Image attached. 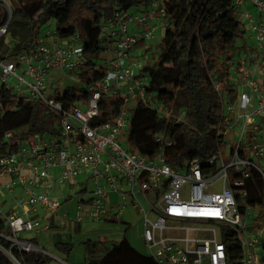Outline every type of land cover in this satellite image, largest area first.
I'll list each match as a JSON object with an SVG mask.
<instances>
[{"label": "built area", "instance_id": "built-area-1", "mask_svg": "<svg viewBox=\"0 0 264 264\" xmlns=\"http://www.w3.org/2000/svg\"><path fill=\"white\" fill-rule=\"evenodd\" d=\"M232 2L252 45L235 63L240 91L234 89L232 99L220 95L223 110L217 136L223 148L181 169L169 166L162 152L147 159L128 144L129 105L144 101L148 82L146 64L133 50L153 39V18L163 26L161 0H148L145 12H114L104 20L102 76L97 83L72 87L87 94L85 104L66 107L56 94L69 87L58 93L60 85H46L49 77L61 72L80 79L86 60L77 36L62 40L53 31L28 53L0 59V88L45 105L58 118L57 134L29 137L18 142L15 152L0 155L3 255L18 264L13 248L37 250L22 239L23 233L35 237L48 232L61 205L51 192L85 176L92 190L77 206L78 222H119L123 211L132 207L141 217L146 255L157 264H226L225 234L240 245L242 264H264V203L245 201L251 170L259 174L264 191V0ZM0 6L9 21L10 0H0ZM7 23L0 27V37ZM87 69L92 71L91 66ZM112 96L124 107L107 120L100 115V101ZM4 140L12 141V134ZM85 183L81 186L86 191ZM112 193L117 197L114 205Z\"/></svg>", "mask_w": 264, "mask_h": 264}, {"label": "trees", "instance_id": "trees-1", "mask_svg": "<svg viewBox=\"0 0 264 264\" xmlns=\"http://www.w3.org/2000/svg\"><path fill=\"white\" fill-rule=\"evenodd\" d=\"M10 3L9 21L6 10L0 6V27L8 22L6 34L0 37V59L11 60L28 53L40 42L41 28L52 23L60 39L77 36L86 60L80 79L97 83L102 76L99 58L107 42L104 20L114 12H145L148 0H10ZM161 4L165 11L164 34L156 60L143 68L148 77L145 98L136 102L131 111L128 144L132 152L147 159L162 152L169 166L181 169L191 160L204 161L223 148L217 136L223 110L220 95L233 98L230 75L235 72L238 52L244 48L236 44L245 31L236 19L232 0H161ZM89 66L92 71L87 69ZM56 98L68 107L76 102L87 103L88 96L69 87L63 94H56ZM123 107L119 99L110 101L102 97L99 112L112 120ZM57 130L58 118L45 105L18 98L0 88V155L15 152L21 140L55 135ZM7 133L12 134L10 142L4 140ZM245 190L246 203L263 205V184L255 170H251ZM52 228L53 224L49 231ZM40 238V235L22 237L37 250L23 252L13 248L18 264H48L50 258L44 253L45 246H40ZM223 241L226 264H242L243 254L236 239L225 234ZM84 243L88 256L83 264H157L150 256L138 252L125 237L118 243L105 238ZM52 245L66 257L75 247V243L62 240H55ZM0 264L14 263L0 252Z\"/></svg>", "mask_w": 264, "mask_h": 264}, {"label": "rangeland", "instance_id": "rangeland-1", "mask_svg": "<svg viewBox=\"0 0 264 264\" xmlns=\"http://www.w3.org/2000/svg\"><path fill=\"white\" fill-rule=\"evenodd\" d=\"M246 8H250L249 5H246ZM236 19L240 22L243 23V19L241 17V14L236 15ZM132 25H129L131 27ZM54 31V25L52 23L45 25L41 28V36H44L46 34H50ZM164 34V28L161 24H156V29L154 32V37L153 39L149 40L146 43V46H151L150 49H147L145 47H136L133 50V55L138 54L145 64H151L153 63L154 60H156L157 54H158V45L163 37ZM237 47H244L242 50H240L238 53V58L242 56L243 54H246V47H250L252 45V41L249 39V33L245 32L244 37L242 40L237 42ZM236 52V54H238ZM237 55L234 56L236 59ZM237 61V59H236ZM230 81L233 84V87L238 93L240 91L238 87V82H237V76L234 70L232 71L230 75ZM48 83V84H47ZM52 83H57L60 85L61 89H59L57 92L59 93L60 90L62 91V88L67 87H77L80 84H83L84 81L80 80L77 76L68 73V72H61L54 74L53 77H49L48 82L46 81V85H50ZM117 100V96H112L110 98V101H115ZM134 105L130 104L129 105V111H132ZM123 147L127 148V142L123 144ZM76 184L70 185V186H59L57 189L51 192V197L57 199L61 205L58 210V215L62 216L65 214L68 219L75 220L77 218V215L79 213V210L77 209V206L79 205L81 199L86 200L89 197L90 191L92 190V184L90 182H87V178L85 176L79 177L78 180L76 181ZM86 182V183H85ZM81 183H85L84 186L86 187L85 192H80L82 190ZM84 188V187H83ZM68 199V200H67ZM111 203L116 202V198L114 196H111ZM6 208H4V212H6ZM122 222H125L127 225L130 226V228L127 230L125 233L124 237L133 245H143L142 242L140 241L139 237H141V232H142V223H141V217L136 213V211L132 207H127L123 213L121 214L119 218V222L110 223H101L99 222H83L81 223V227L83 232L88 234L92 239L98 240L101 237H110L114 234H118L119 237H122V233L124 231V226L121 225ZM31 236V233H23V237H29ZM139 240L137 242L136 240ZM139 248V247H137ZM80 249V248H77ZM142 252L146 254L145 248H141ZM80 252L79 250H76L74 252V257L79 258L80 257ZM55 261L53 258L50 257V262Z\"/></svg>", "mask_w": 264, "mask_h": 264}, {"label": "crops", "instance_id": "crops-1", "mask_svg": "<svg viewBox=\"0 0 264 264\" xmlns=\"http://www.w3.org/2000/svg\"><path fill=\"white\" fill-rule=\"evenodd\" d=\"M157 19H152L151 23L153 25L159 24L158 21H156ZM47 41L49 39H46ZM146 45L141 44L137 47H145ZM151 46H146L145 48L150 49ZM111 196H114L116 199V195L115 194H111ZM111 201V199H110ZM117 202V200H116ZM115 202V203H116ZM115 203H112L113 205ZM53 226L54 228H52L50 231H48V233L46 232L45 234H41V238L39 239V244L40 246H45V254L49 256V258H53L55 261L52 262H48V264H83L86 261V258L88 256V246H86V244L84 243L85 241L92 239L87 233L85 234L82 230L81 227V223L83 222H87V221H82V222H78L77 218L75 220H71L68 219L67 216L65 214H63L62 216L56 215V217H54L53 219ZM102 224L106 223V222H110V223H115L111 220H102L100 221ZM89 223V222H88ZM124 223V231L122 233V237H119L118 234H114L110 237L106 236L101 237V238H105L108 240H111L115 243H118L125 235V233L127 232V230L130 228L129 225H127L125 222ZM32 236L29 237H24V238H31ZM140 241L143 244V241L141 239V237H139ZM55 240H62L64 242H71V243H75V247L73 248V250L71 251V253L69 254L68 257H66L65 255H63L62 253H59L56 251V249L54 248V246L52 245V243ZM137 242H139V240H136ZM138 252H140L141 254H145L144 252H142L141 248L144 249V244L141 245H133L132 243H130ZM139 247V248H137ZM80 248V249H77ZM76 250H79L80 257L79 258H75L74 257V252ZM146 255V254H145Z\"/></svg>", "mask_w": 264, "mask_h": 264}]
</instances>
